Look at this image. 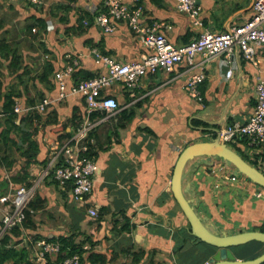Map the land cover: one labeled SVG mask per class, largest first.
<instances>
[{"label":"crops","instance_id":"1","mask_svg":"<svg viewBox=\"0 0 264 264\" xmlns=\"http://www.w3.org/2000/svg\"><path fill=\"white\" fill-rule=\"evenodd\" d=\"M27 1L21 0L13 9L21 20L18 30L10 31L12 25L7 21V42L19 50L28 67L29 91L16 99L24 106H35L43 98H49L52 102L43 117L50 112L56 119L55 123L41 126L35 136L40 145L39 162L31 164L30 172L34 176L33 184L35 180L39 183L35 192L46 198L48 204L35 215L37 229L32 230L33 234L40 232L45 236L41 239L60 244L61 236L76 234L75 242H85L87 249L105 252L111 259L110 264H207L212 255L193 236L189 221L174 197V168L188 144L210 140L225 125L248 120L257 104V79H264L263 53L254 62L241 56L234 76L229 79L225 76L226 68L220 67L219 58L209 62L207 78L200 84L202 99L185 90L188 76L199 70L185 63L178 64L172 72L142 76L132 88L119 81L107 90L116 97L119 108L115 112L97 111L93 116L87 112L83 95L60 98L55 73L78 60L72 74L65 77L66 91H70L86 73L97 76L106 72L97 62L96 53L130 61L140 59L148 52L147 48L126 22L117 21L113 32L103 30L96 20V16L106 11L101 0H43L42 4ZM126 1L142 6L143 22L160 23L161 30L175 45L186 44L199 34L200 28L186 12L178 9L177 0ZM198 4L202 8L204 26L213 31H225L254 15V0H198ZM10 8L12 10V5L7 10ZM41 18L48 20V29L36 24ZM32 26L35 31L30 29ZM49 62L53 63L54 71L43 79ZM10 80L7 71V83ZM28 98H34V104H28ZM207 109L206 113L201 111ZM197 119L208 125H200ZM87 122L90 126L86 136L76 145L77 135ZM65 132L71 133L68 141L75 150L83 145L81 149L88 150L87 142L91 141L98 153L95 160L99 169L86 203L75 202L72 191L64 193L66 186L54 182L53 173L43 176L46 169L53 170L58 159L63 160L64 144L59 146L58 138ZM246 151L252 159L259 156L252 154L249 146ZM45 159H48L46 164L42 163ZM193 161L186 171L188 178L183 186L211 229L234 233L257 229L264 223V200L252 199L256 186L249 185L248 198H238L244 187L238 188L240 192L235 191L234 182L225 187L224 177L216 178L205 166ZM44 180V189H40ZM11 187L10 184L9 191ZM222 191L225 192L221 194ZM216 200L222 202L221 215ZM224 200L230 203L225 204ZM5 206L0 198V208ZM91 208L98 209L97 216L90 215ZM122 214L130 221L129 231L119 230L125 223ZM46 218L52 220L50 225L44 223ZM24 243L21 246L30 249L33 264L52 263L67 255V251L61 249L60 254L50 255L48 263H43L34 256L37 248L33 237L26 234ZM234 250L237 258H247L240 248L234 247ZM173 256L190 260L174 262Z\"/></svg>","mask_w":264,"mask_h":264},{"label":"built area","instance_id":"2","mask_svg":"<svg viewBox=\"0 0 264 264\" xmlns=\"http://www.w3.org/2000/svg\"><path fill=\"white\" fill-rule=\"evenodd\" d=\"M34 3L42 4L43 0H31ZM178 9L186 12L193 20L194 25L200 28L199 34L183 45H175L170 42L166 34L161 30V24L154 21L152 24L143 22L144 10L140 5H132L126 0H101L106 11L96 16L97 23L102 26L105 32H113L116 29L117 21H123L134 29L145 48V52L140 59L130 61H118L109 55L96 53V60L106 68L105 73H101L89 79H83L76 83L70 91H66L67 75L72 74L75 66L79 64L76 60L73 64H68L66 68L57 71L55 77L58 81L60 98L72 94H80L85 97L87 112L97 111L115 112L119 108L116 97L108 93L115 83L123 82L129 88L135 87L142 76L149 73L156 74L159 71L172 72L178 64L185 63L190 68L199 67V70L192 72L185 83V90L191 95L202 99L200 84L207 78V64L215 58L220 59V67L225 70L227 79L234 76L238 68L239 58L242 56L249 62L259 60L258 55H264V0H254V15L251 19L239 25H234L225 31H213L204 26L201 18L202 8L198 0H177ZM88 23V21H86ZM35 31L36 28H33ZM264 57V56H262ZM255 95L257 104L254 112L246 122L235 121L225 125L218 131L221 140L232 145L247 138L248 146L252 154H264V79L259 77L256 82ZM52 102L49 98L43 100L35 106H24L18 98L15 101L14 110L17 113L28 112L38 109L45 112ZM3 112L0 110V117ZM90 122L79 131L76 145L81 138L86 136ZM84 147V145L82 146ZM75 150L68 141L62 146L64 153L63 163L53 167V175L59 183L66 186L69 181H73V199L76 202L87 200L92 193L95 176L99 166L93 159L82 155L81 149ZM58 158V157H57ZM56 164V163H55ZM264 165V164H263ZM51 170L46 169L43 176L49 174ZM239 174H234L235 180ZM38 181L32 186L22 185L11 190L8 196L1 198V201L10 204L7 206V213L0 219V239L5 232L17 224H21L26 217L24 211L28 202L35 194ZM257 198L264 200V189H257L254 192ZM10 209V210H8ZM91 216L98 215V209H89ZM36 251L34 256L48 263V257L61 253V244L48 239L36 240L34 242ZM51 264H82L79 254L63 257L54 260ZM264 264V263H263Z\"/></svg>","mask_w":264,"mask_h":264},{"label":"trees","instance_id":"3","mask_svg":"<svg viewBox=\"0 0 264 264\" xmlns=\"http://www.w3.org/2000/svg\"><path fill=\"white\" fill-rule=\"evenodd\" d=\"M36 24L41 29H48V20L46 21L44 18L37 20ZM32 28L33 26L30 27V29ZM7 71L8 75L11 77V80L8 83ZM27 71L28 67L24 64L23 55L20 54L19 50L16 49L13 44H9L7 40L3 38L0 41V110L3 112V115L0 117V198L7 196L10 184L12 185L11 190H15L22 185L32 186L34 176L30 172V166L32 163L39 162L38 155L40 148L39 142L35 136L40 131L41 126L55 123L54 120H56L50 112L46 117H43V113L47 110L41 112L38 109H33L28 112H23L24 114L15 112L14 106L16 98L22 97L29 91L28 82L26 81ZM53 71V63L49 62L45 67L43 79H45V76L49 77ZM94 76L95 75L92 73H86L84 79H89ZM28 99V104H34V98ZM92 115L95 116L96 112ZM197 122L202 126L208 125L204 120L197 119ZM70 135V132H65L60 135L58 138V145L61 146L65 144ZM247 142H249V140L244 138L243 140H239L235 144H232V146L240 152L246 160L256 165L264 172V165L258 160V158L256 157L252 159L250 156L251 154L249 152L247 153ZM87 143L88 150H83L82 155L86 158L95 160L98 153L94 148V144L91 143V141H88ZM47 161L48 159H45L42 163L46 164ZM62 161L61 157L58 159L57 164H55L54 167L61 165L63 163ZM7 171L9 174L8 177ZM52 173L53 170L49 172V175ZM54 182L59 185V181L55 177ZM250 184L259 187V189H264L254 182L253 184L250 182ZM72 189L73 181H69L64 193L72 191ZM5 204L7 206V201ZM47 204V199L42 197L40 193L35 192L34 196L24 209L26 217L23 222L7 230L0 239V264H33L29 257L30 249L25 245L21 246V244H25L24 237L26 234L31 235L34 242L45 237L40 232L34 235L32 230L37 229L35 215L40 211L45 210ZM124 215L125 214H122L125 223L119 228L122 232L131 229L130 221L127 220L128 217L126 216L125 218ZM257 230L264 231V223L260 225ZM193 236L208 248L211 255L217 251L218 248L216 246L200 240L195 235ZM75 237L76 234H73L70 237H60L62 244L61 249L67 251L66 256L79 254L82 264H110L111 259L105 252L87 249L85 247V242H75L73 239ZM91 243L93 244V242ZM237 248H240L241 251L247 255L246 259L255 258L264 252V244L257 240L236 246L235 249Z\"/></svg>","mask_w":264,"mask_h":264},{"label":"water","instance_id":"4","mask_svg":"<svg viewBox=\"0 0 264 264\" xmlns=\"http://www.w3.org/2000/svg\"><path fill=\"white\" fill-rule=\"evenodd\" d=\"M196 157L202 158L203 162L206 163L212 162L215 157L220 158L229 167H232L234 174H243L263 188L264 172L246 160L232 145L222 141L221 137L217 135L210 140L195 141L188 144L178 157L172 179L174 197L189 221L191 232L200 240L218 248L207 264H263L264 252L252 259H239L234 247L253 240L264 244V231L249 229L231 233L213 230L198 213L192 200L187 197V188L183 186V181L187 176L186 166Z\"/></svg>","mask_w":264,"mask_h":264},{"label":"rangeland","instance_id":"5","mask_svg":"<svg viewBox=\"0 0 264 264\" xmlns=\"http://www.w3.org/2000/svg\"><path fill=\"white\" fill-rule=\"evenodd\" d=\"M25 1H27V0H25ZM21 2V0H16V1H14V0H0V41L3 39V38H5L6 40H7V21H10L11 22V27H10V31H12V32H14V31H16V30H18V27H20V24H21V20H19V19H17L18 17H17V15H18V13H16V11L14 10L13 11V9L15 8V6H16V4L17 3H20ZM28 2V1H27ZM7 4H9L8 6H7ZM10 5H12V10H11V8L9 9V10H7V8H9V6ZM29 5V4H28ZM15 19H17L16 21H15ZM9 31V32H10ZM60 91H61V89H60ZM201 111H203V113H206L207 111H208V109L207 110H201ZM252 157H254V156H252ZM194 161L193 162H195V164L196 163H198L197 165H203V166H205V168L207 169V171L209 172V173H211V174H213L216 178H223L224 177V179L223 180H225L226 182H227V184H224L225 185V187L226 186H228L229 185V187L230 186H232V185H230L232 182H234V184L235 185H237V189L235 190V191H239L238 190V188H241V187H244V189H242L241 191L243 192V193H240L239 195H238V198H244V199H246V198H248L247 197V195H246V193H250V191H249V185H251L250 184V182L253 184V182L252 181H250L249 179H248V177L246 176L245 177V175H243V174H239V176H237V178L235 179V180H233L232 179V177H233V172H232V167H229L228 165H227V163L225 162V161H223L222 159H220V158H213V160H212V162H210V163H205V162H201V158L200 157H196L195 159H193ZM258 160L262 163V164H264V158L262 159L261 158V154H259V156H258ZM96 161V160H95ZM220 162H222L223 164L222 165H219L220 164ZM190 163L191 162H189L188 164H187V166H186V169H188L189 167H190ZM21 164H22V161H21ZM98 164V163H97ZM99 166V165H98ZM186 169H185V171H186ZM218 170H219V172H218ZM186 178H188V173H187V176H186ZM249 180V181H248ZM37 180H35V182H36ZM44 183H45V180L43 181V182H41V184L39 185V186H41V187H39L40 189H44ZM246 183V184H245ZM39 184V183H38ZM38 188V187H37ZM37 188H36V190H37ZM257 188H259V187H257ZM263 188V187H262ZM255 191H257V189H255L254 191H253V196H252V199H255L256 198V196L254 195V192ZM53 192H54V189H53ZM225 191H222V193L221 194H223ZM240 192V191H239ZM237 194H238V192H237ZM2 198H4V197H2ZM75 201V200H74ZM88 200H83V202H79V203H86ZM217 201V200H216ZM215 201V204H216V207H217V209H218V212H219V215H221V213H220V207H223V205H222V202L221 201H217L216 202ZM230 201H232V199L230 200ZM230 201H228L227 202V200H224V202H226L225 204H227V203H230ZM76 202V201H75ZM78 203V202H77ZM10 204V203H9ZM8 203H7V205H9ZM5 207H7V206H5ZM5 207H2V208H0V214H1V212H2V215H1V217H3L4 215H6V213H7V208H5ZM8 210H10V209H8ZM222 212V211H221ZM224 212V211H223ZM225 212H227V210L225 211ZM38 215V213L36 214V216ZM1 217H0V219H1ZM93 217V216H92ZM47 220H45L44 221V223H47V225H50L51 223H52V220L51 219H48V218H46ZM220 229H223L222 227H220ZM233 229V228H232ZM216 253V252H215ZM214 253V254H215ZM213 254V255H214ZM212 255V256H213ZM72 256V255H71ZM202 257H205V255L204 254H202L201 255ZM211 256V257H212ZM65 257H68V256H65ZM210 257V258H211ZM196 258V257H195ZM195 258H193V259H195ZM209 258V259H210ZM209 259H208V261H209ZM173 260H174V262L175 261H183V262H185V263H187L189 260H190V258L188 259V258H186V257H180V256H177V257H175V256H173Z\"/></svg>","mask_w":264,"mask_h":264}]
</instances>
